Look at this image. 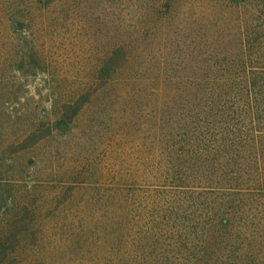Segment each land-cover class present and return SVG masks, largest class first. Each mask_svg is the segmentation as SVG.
Listing matches in <instances>:
<instances>
[{"label": "trees", "instance_id": "trees-1", "mask_svg": "<svg viewBox=\"0 0 264 264\" xmlns=\"http://www.w3.org/2000/svg\"><path fill=\"white\" fill-rule=\"evenodd\" d=\"M75 1H0V185L52 194L0 198V264H264V0H240L234 39L176 10L153 64L171 0L126 26L81 25ZM37 73L48 108L23 86Z\"/></svg>", "mask_w": 264, "mask_h": 264}, {"label": "rangeland", "instance_id": "rangeland-1", "mask_svg": "<svg viewBox=\"0 0 264 264\" xmlns=\"http://www.w3.org/2000/svg\"><path fill=\"white\" fill-rule=\"evenodd\" d=\"M0 1L12 2L13 0ZM17 1L18 5L21 6L23 0H16V2ZM163 1L164 0H76L73 7V11H75L76 14L74 18L75 22L78 21L81 25L87 26L88 23L86 19L90 16L98 17L100 15L103 21L108 22V13L114 11L118 16L119 22L125 26L130 23V20H139L149 23L152 22L157 14L156 10L152 9V6H156L158 9V7L163 4ZM170 5V17L158 21L159 25L152 31L154 40H152L151 47L146 49V51H151L150 57L153 56L151 64H153L155 60H161L158 56V52L166 51V48L161 46V42H167V44L173 43L171 45L174 46L179 32L181 33L183 27L186 25L185 22H182L177 27L175 26L174 22L177 18H181V14L177 16L175 13L176 10H181L182 13V11L191 7L192 10L200 12L199 18L201 19V23L204 25L205 29H207L205 35L212 36V34H214V37H216V33L219 34V30L221 31L223 29L224 34H228L229 37L234 39L237 31L238 18L242 12L240 0H171ZM87 6L90 8H87ZM95 9H97V11H95ZM101 9L103 11L98 13ZM168 23H170V25H168ZM167 28L170 29L169 32H167ZM144 60H147V54L145 59L141 57L138 60L139 66L142 65ZM168 67L169 66H166L165 69H161L162 74L160 76L162 78H155V81H158L159 84L163 82H175L171 79V76L177 73L181 68L169 71ZM185 67L186 70L192 69L189 64H186ZM152 73L153 72H151L150 75H152ZM56 78L59 79L60 76H56ZM48 79L49 77L45 73H37L23 85L27 90L26 95L32 97L31 100L33 102L39 100V96H41L42 100L40 101V105L46 108L49 107V102L48 100L44 101L43 98L47 91L46 84ZM46 163L48 162H44L42 159L33 168H30L31 175H42L46 171ZM48 190L49 189L45 188L44 185L35 184L34 180L15 182L6 186L0 185V198H6L8 200L7 208L9 211H17L20 206L25 205V203L31 199H37L38 202L47 195V201H49L52 194H48ZM46 208L47 207H44L40 210L44 212V210H47Z\"/></svg>", "mask_w": 264, "mask_h": 264}]
</instances>
